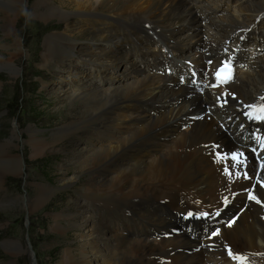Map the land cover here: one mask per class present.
I'll return each mask as SVG.
<instances>
[{
  "label": "bare ground",
  "instance_id": "1",
  "mask_svg": "<svg viewBox=\"0 0 264 264\" xmlns=\"http://www.w3.org/2000/svg\"><path fill=\"white\" fill-rule=\"evenodd\" d=\"M43 1L38 4L44 9L38 13L43 23L50 17L66 20L72 16ZM189 2L94 0L86 9L104 5L113 10V16L101 18L98 13H81L86 16L78 22L85 24L84 28L95 27L97 32L94 31L92 42L83 45L82 50L89 55L88 66L82 71L73 67L74 72L81 74L80 78L74 76L73 81L79 91H63L62 95L69 99L68 104L77 102L79 114L90 117L83 122H64L62 128L49 131L47 137L37 136L38 129L29 133L34 159L54 151L61 137L79 136L83 124L90 125L92 118L103 121L87 132L89 146L76 148L75 157H81L80 161H71L91 174L90 184L76 187L82 192V205L76 202V213L73 208L60 210L54 217V227L67 231L70 220L83 207L101 211L99 216L104 222L96 214L87 215L89 220L85 217L82 244L76 249L79 254L69 250L64 264H84L86 239L91 237L103 240L110 251L122 246L115 253L104 252L111 264H228L236 256L244 258L245 263L264 264V167L247 152L245 159L238 158L239 162L232 158L231 153L246 150L233 144L220 118L229 114L220 107L222 103L230 109V118L236 124L240 122L238 111L256 101L264 106V54L241 51L243 70L235 71L233 81L204 91H193L172 74L161 73L165 60L194 61L200 65L209 56L218 64L223 56L216 52L224 41L232 39L230 34L238 37L253 22H264V0L256 4L248 0L246 4L250 2L251 6L244 9L242 21L222 16L217 7L205 8L198 1ZM20 6L21 0H0L3 9H16L10 20L2 12L7 35ZM69 22L64 32L43 38L40 59L44 64L53 59L54 64L62 66L73 49L79 50L80 34H72ZM12 42L10 49L0 47V68L8 69L13 76L17 69L14 58L20 54L21 45L18 40ZM168 52L172 53L171 58ZM225 57L230 58V54ZM66 63L72 65L69 60ZM124 69L133 76L126 77ZM119 76L125 78L120 82ZM116 79V83L110 82ZM105 83L110 84L101 86ZM11 145L13 142L7 140L0 143L1 186L5 176L19 174L24 168L21 157L4 159ZM64 176L60 175L59 182L66 186L71 179ZM53 190L39 186L36 200L29 205L37 207ZM247 190L255 199L246 196ZM176 194L180 198L170 207ZM238 207L240 212L234 218L201 242L186 237L176 225V214L182 211L224 217ZM58 220L64 225L57 224ZM211 220L219 224L215 217ZM16 251L15 245L9 248L11 256Z\"/></svg>",
  "mask_w": 264,
  "mask_h": 264
},
{
  "label": "rangeland",
  "instance_id": "2",
  "mask_svg": "<svg viewBox=\"0 0 264 264\" xmlns=\"http://www.w3.org/2000/svg\"><path fill=\"white\" fill-rule=\"evenodd\" d=\"M45 1L51 3L48 4V7L63 10L64 13H71L72 16L70 18L72 20L70 18L65 20L50 17L47 22L43 23L38 13L44 11V9L38 7V4L44 1L21 0V9L17 11L18 15L14 18L12 28H10L7 35L3 31L4 22L2 17H4V13L2 12L8 14L10 20L11 17H14L16 9H3L0 7V13H2L0 14V47L10 49V44L12 45L13 40H18L21 45L20 54L14 58L17 68L14 71L15 75L12 76L8 69L0 68V143L3 140L12 141L14 146H9L7 149L9 152L4 154V159L8 160L10 156H18V158L21 157L24 165L23 170L19 174L5 176L2 186L0 185V264H11V262L12 264H64V258L69 250H71V253L76 252L79 254L80 250L76 249L82 244L80 236L84 231L83 227L87 225L85 217L89 216V214L92 216L96 214L102 221L99 216L101 211H92L90 207H83L84 210L81 208V211L79 210L78 214L74 215L72 220H70L69 229L64 231L66 233L58 231L57 228L60 227H54V221H56L54 217L58 215L60 210L66 208L73 210L76 207V202L82 205L83 195L82 192L77 191L76 187L90 184L91 179L89 177L91 174L87 168L83 169L76 164L77 162L71 161H80L81 157H75L76 148L89 146L88 141L85 139L87 132L103 121L99 119L96 121V118H92L90 120L92 125L85 126L83 124V129L79 131V136L67 135L61 137L58 139L60 141H57V147L54 151L34 159L32 158V141L29 138V133H31V130L36 132L38 129L37 136L47 137L49 131L62 128L64 122H83V120L90 117V115L79 114L81 109L77 108V104H75L77 102L68 104L69 99L62 95V92L79 91L78 86H73V81L77 77L80 78L81 74L80 72H74L75 69L73 70V67H77V70L82 71L83 68L85 69L88 66L87 59L89 55L82 50L83 45L85 44L84 42H92L93 35L97 32L95 27L85 26L84 28L85 24L78 22V20L86 16L81 13H98L102 15V18L106 15L112 17L113 15H110V13L113 10H108L104 5L99 6L97 9H86L87 5L94 0ZM186 1L189 2V0ZM192 1H198L205 8L217 7L218 12L222 16L236 18L237 21H242L245 14L244 9L249 5L251 6L250 2L246 4L248 0ZM250 1L256 4L262 0ZM187 4H190V2ZM15 7L17 8L16 5ZM67 21H70L69 25L73 29L72 34H80L77 37V40L81 43L77 46L79 50L73 49L72 55L69 59L64 60L65 64L62 66L58 67V64H54L56 62L53 59L44 64L40 59L43 38L45 35L49 36L56 32H64ZM8 22L5 21V23ZM112 26L113 23L108 26L110 30ZM250 26L264 34V22H253L247 27ZM262 52L258 51L257 53L263 55L264 53ZM2 53L6 57L4 52ZM245 53L247 52L245 51ZM68 60L75 66L67 64ZM120 65L122 66V64ZM242 68H237L236 71L241 72ZM123 72L126 77L133 76L128 75V70L125 71L124 69ZM119 78L121 82L125 77L119 76ZM118 79L110 82L116 83ZM95 81L98 82V80ZM109 84L105 83L101 86L107 87ZM156 107L160 106L155 105ZM14 128L17 130L13 134ZM60 175H65V178L68 176L69 178L67 179H71V181L66 186L61 185L59 182ZM261 178L264 177L261 176ZM39 186L55 190L52 191V194L45 202L37 207L33 206V208L29 204L36 200L39 194ZM179 198L180 194L174 195L170 207ZM75 210H73V213L77 212ZM85 210L86 212L84 213ZM97 216L95 217L97 218ZM103 216L107 219L106 213H103ZM87 219L89 220V217ZM105 223L109 224L108 222ZM57 224L62 225L63 222L58 220ZM86 244L85 250L87 253L82 256L84 264H111V260L107 261V254L105 255L104 252L115 253L117 249H122V246H116L114 250L110 251L109 245L105 244L103 240L93 237L86 239ZM13 245L17 247V251L16 255L11 256L9 248ZM92 250H96V252H92ZM120 264L128 263L126 261L122 263L121 261Z\"/></svg>",
  "mask_w": 264,
  "mask_h": 264
},
{
  "label": "snow or ice",
  "instance_id": "3",
  "mask_svg": "<svg viewBox=\"0 0 264 264\" xmlns=\"http://www.w3.org/2000/svg\"><path fill=\"white\" fill-rule=\"evenodd\" d=\"M215 75H216L218 80H222L223 82H227V80L230 79V67H229L228 63L225 62L221 68L217 69ZM249 107L253 109V112L245 113V115H247L250 119H257V120L264 121V106L261 107V114H259V115L254 114L255 113V106L250 105ZM239 155H243V154L242 153L237 154L235 152L231 153L232 158L234 160H237V161H238ZM262 167H264V164H262ZM245 178H247L246 174H245ZM249 196L251 199H255V196H253L251 193H249ZM194 215L197 218H199L200 216H207L208 213H196V214H194L192 212H188L187 216L185 218L187 219L188 217H192ZM229 255L233 256V253L231 252V250H229ZM234 258L242 259V257H239V256H236Z\"/></svg>",
  "mask_w": 264,
  "mask_h": 264
}]
</instances>
